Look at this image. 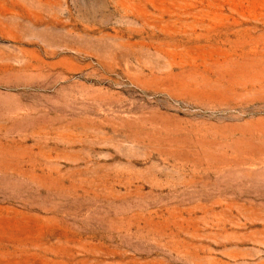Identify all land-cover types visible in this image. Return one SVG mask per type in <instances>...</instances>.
<instances>
[{"label": "rangeland", "instance_id": "rangeland-1", "mask_svg": "<svg viewBox=\"0 0 264 264\" xmlns=\"http://www.w3.org/2000/svg\"><path fill=\"white\" fill-rule=\"evenodd\" d=\"M0 264H264V0H0Z\"/></svg>", "mask_w": 264, "mask_h": 264}, {"label": "bare ground", "instance_id": "bare-ground-1", "mask_svg": "<svg viewBox=\"0 0 264 264\" xmlns=\"http://www.w3.org/2000/svg\"><path fill=\"white\" fill-rule=\"evenodd\" d=\"M42 59V58H41ZM40 70V69H39Z\"/></svg>", "mask_w": 264, "mask_h": 264}]
</instances>
